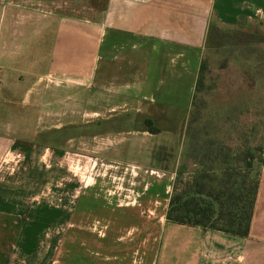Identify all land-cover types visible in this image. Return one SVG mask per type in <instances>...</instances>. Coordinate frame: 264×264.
<instances>
[{"label":"crops","instance_id":"obj_1","mask_svg":"<svg viewBox=\"0 0 264 264\" xmlns=\"http://www.w3.org/2000/svg\"><path fill=\"white\" fill-rule=\"evenodd\" d=\"M213 1L215 16L227 24L253 17L264 23V0ZM189 10L182 0H108L102 19L92 21L47 10L39 0H0V264H131L134 251L140 264H264V166L246 237L166 220L171 188L159 192L166 179L149 174L136 205H113L105 181L99 194L90 186L84 191L83 211L70 213L68 203L51 207L44 198L45 156L53 162L50 156L63 151L46 145L45 134L74 125L76 107L74 96L53 98L46 120L42 83L68 92L83 83L86 154L109 171L121 170L133 162L117 135L118 112L143 105L189 112L203 39ZM191 10L202 12L198 5ZM137 133L155 137L146 128ZM166 156L139 166L145 173L171 172ZM60 230L63 238L47 262L45 249Z\"/></svg>","mask_w":264,"mask_h":264},{"label":"rangeland","instance_id":"obj_2","mask_svg":"<svg viewBox=\"0 0 264 264\" xmlns=\"http://www.w3.org/2000/svg\"><path fill=\"white\" fill-rule=\"evenodd\" d=\"M39 1L47 10L58 11L57 13L61 15L80 20L99 21L103 14L102 5L108 0ZM182 1H187L190 8L188 12L192 17H190V22L198 23L196 21L198 20L199 23H203V26L199 23L196 25V27L199 26L196 30L203 35L200 61L204 65L202 83L195 93V99L192 97L193 108L191 106L187 113L185 109H169L159 106L148 108L145 105L138 110L128 106L126 111L117 113L120 121L117 125L120 133L117 135L124 138L122 145L128 150L124 157L133 162L132 164L125 163L121 170L109 171L111 168L104 166L106 162L101 163L86 154L84 139L89 135L84 130L86 92L83 83L76 85V88L70 92L67 90L68 87L65 90L62 85L55 86L48 82L40 86L41 97L44 95L45 100L46 120L50 119L49 115L54 112L51 108L53 98L60 96L63 101L65 96H74V107H76L73 114L75 115L74 125L61 132H46L45 134L46 145L53 143L58 146L62 145L63 148L59 154L50 156L54 159L53 162L45 156L44 165H50V167L43 172L44 189H40L45 191L44 198L47 205L52 207L68 203L72 207L70 213L75 212L78 207L80 208L78 211H83L84 208L80 205L83 203L84 191L90 186L93 187L92 190L95 189L96 194H99V183L104 181L103 189L110 188L111 195L107 196L112 199L113 205H136L147 191L144 190L145 186L141 182L145 174L166 179L163 186L158 189L161 193L167 189V186H170V190L178 168H183L182 181L184 183L189 171L194 169L193 162L197 154L195 149L205 141L224 140L228 144L227 139H232V142L237 144L243 143L248 138L251 142L250 146L259 144L264 146L263 21L253 17L230 25L215 16L212 8L213 0ZM172 2L174 3V0ZM115 3L116 0H110V4ZM197 5L201 7V13L191 10ZM36 96L37 92H34V97ZM96 99L99 101L96 105L99 107L100 98ZM96 105L94 108H97ZM192 110H197L198 116L191 124L192 128L186 140L184 134ZM56 112L63 115L64 111L57 109ZM147 120L151 121L153 127L159 129V133L154 134L153 138H144L137 133L141 128L148 130L151 127L147 125ZM47 125L51 124L48 122ZM53 135L57 137L55 140L51 139ZM196 137L201 143L196 141ZM68 138L73 141L63 144ZM149 146L155 159L149 157V151L146 152ZM44 147H37L35 150L43 153ZM163 153L167 154L165 160L168 161L166 162L168 169L174 168L173 171L145 173L140 167L154 165L155 162L153 163L152 159L154 161L162 158ZM260 168L255 163L252 175L259 174ZM17 174L18 172H15L13 176L16 177ZM164 174L167 177H162ZM171 174L172 178L168 180ZM164 196L165 194L162 197ZM162 197L154 198L157 208L161 206ZM96 203L100 205L99 202ZM96 233H98V239H101L102 232L98 230ZM52 234L54 236L50 246H46L47 249H45L47 262L54 255L53 248L58 246L59 240L63 238L62 230L58 233L52 232ZM130 261L131 264H140L137 251H134Z\"/></svg>","mask_w":264,"mask_h":264},{"label":"trees","instance_id":"obj_3","mask_svg":"<svg viewBox=\"0 0 264 264\" xmlns=\"http://www.w3.org/2000/svg\"><path fill=\"white\" fill-rule=\"evenodd\" d=\"M203 67L201 62L193 99L202 83ZM193 104L192 101V108ZM197 116V110L190 112L184 134L186 140ZM146 122L151 126L148 129L151 134L158 133L150 121ZM227 141L228 144L224 140L205 141L198 146L194 169L189 171L184 183L183 168L176 169L166 220L239 237L248 235L259 185V174L252 175V171L255 163L264 166V146H250L248 138L237 144L232 139Z\"/></svg>","mask_w":264,"mask_h":264},{"label":"built area","instance_id":"obj_4","mask_svg":"<svg viewBox=\"0 0 264 264\" xmlns=\"http://www.w3.org/2000/svg\"><path fill=\"white\" fill-rule=\"evenodd\" d=\"M12 161H14V163H18L19 162V155H15Z\"/></svg>","mask_w":264,"mask_h":264}]
</instances>
